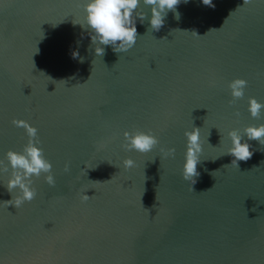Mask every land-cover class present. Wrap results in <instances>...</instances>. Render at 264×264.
<instances>
[{"label": "water", "instance_id": "95a60500", "mask_svg": "<svg viewBox=\"0 0 264 264\" xmlns=\"http://www.w3.org/2000/svg\"><path fill=\"white\" fill-rule=\"evenodd\" d=\"M86 2L0 0V160L23 149L12 120H27L55 179L33 177L36 197L16 208L4 202L19 194L6 187L11 167L0 173V264H264V145L248 141L239 168L225 154L230 130L264 123V110L248 111L249 97L264 103V0H181L180 19L169 11L159 31L141 0L135 46H103L102 57L73 23ZM237 77L248 86L229 104ZM192 124L203 147L195 191L182 177ZM134 129L159 144L125 149Z\"/></svg>", "mask_w": 264, "mask_h": 264}, {"label": "clouds", "instance_id": "9594fccd", "mask_svg": "<svg viewBox=\"0 0 264 264\" xmlns=\"http://www.w3.org/2000/svg\"><path fill=\"white\" fill-rule=\"evenodd\" d=\"M184 2L187 3L188 0H184ZM249 2L250 0H244V3ZM142 3L151 8L150 29L152 31L160 30L169 11L174 13L175 19H180L177 6L181 3V0H142ZM202 3L209 7H215L213 0H202ZM140 5L141 0H87L83 4L85 12L84 23H73L79 24L83 28H85V24L87 25L85 29L90 31L92 44L95 45L96 56L102 57L105 54L103 46L107 45H111L114 52H126L133 48L137 42L138 33L135 17L138 16L140 21L143 22L147 16L145 11H137L140 9ZM194 33L198 35L196 32ZM73 56L74 58L78 57L79 53L74 52ZM80 60L82 62L83 58L81 57ZM247 86L248 81L244 78L237 77L231 80L228 83L232 97L229 104H234L235 101L242 99ZM262 110H264V103L258 101L255 97L248 98V111L251 117L260 118ZM235 115L239 117V111H236ZM12 123L18 128L22 127L25 129L28 140L21 151L12 149L7 151V163L4 160H0V173H7L9 166L11 167V176L7 180L6 187L9 193L18 188L19 194L12 195L11 200L4 202L7 206L14 205L19 208L25 201L30 202L36 197V189L32 186L33 177L39 178L41 174H46L44 179L50 186L55 185V179L52 174V163L45 158L43 148L38 146L41 141L38 137L37 128L24 119L14 118ZM200 130L201 128L192 124L191 130H185L184 132L187 144L182 177L190 182L191 191H195L193 185L196 183V178L200 175L197 170V165L201 162L200 157L203 152ZM243 132L244 136L241 135L239 129L234 128L228 132V136L231 139V147L228 148L225 154L234 157L230 165L237 168H239V161L246 162L253 155L252 146L248 141L256 140L259 144L264 145V123L248 125ZM123 136L125 143L122 146L127 150L148 153L159 144L158 137L150 129L148 131L139 129H134L132 132L125 131ZM103 146V143L99 145V147ZM160 151L166 157L175 156L174 147L161 148ZM123 165L126 169H130L135 166V161L129 157L123 161ZM226 166L224 165L223 167ZM65 171H69L68 164H65ZM94 183L103 182L96 181ZM90 198L85 193L81 196L82 201H87Z\"/></svg>", "mask_w": 264, "mask_h": 264}]
</instances>
